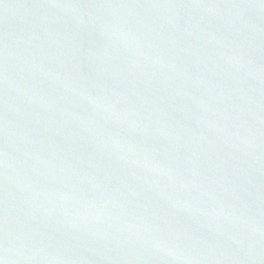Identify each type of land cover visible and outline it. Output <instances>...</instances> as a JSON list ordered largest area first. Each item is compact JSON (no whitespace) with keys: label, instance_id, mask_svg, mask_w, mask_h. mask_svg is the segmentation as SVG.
I'll return each instance as SVG.
<instances>
[{"label":"water","instance_id":"1","mask_svg":"<svg viewBox=\"0 0 264 264\" xmlns=\"http://www.w3.org/2000/svg\"><path fill=\"white\" fill-rule=\"evenodd\" d=\"M0 264H264V0H0Z\"/></svg>","mask_w":264,"mask_h":264}]
</instances>
